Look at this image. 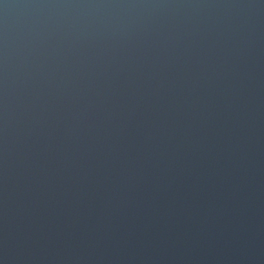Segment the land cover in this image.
<instances>
[{
	"label": "water",
	"instance_id": "95a60500",
	"mask_svg": "<svg viewBox=\"0 0 264 264\" xmlns=\"http://www.w3.org/2000/svg\"><path fill=\"white\" fill-rule=\"evenodd\" d=\"M0 264H264V0H0Z\"/></svg>",
	"mask_w": 264,
	"mask_h": 264
}]
</instances>
